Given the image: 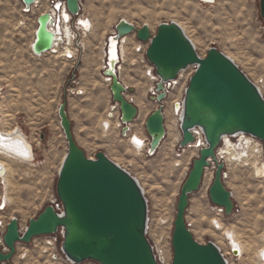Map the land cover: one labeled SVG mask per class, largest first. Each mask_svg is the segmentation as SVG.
Masks as SVG:
<instances>
[{
  "label": "rangeland",
  "instance_id": "rangeland-1",
  "mask_svg": "<svg viewBox=\"0 0 264 264\" xmlns=\"http://www.w3.org/2000/svg\"><path fill=\"white\" fill-rule=\"evenodd\" d=\"M22 7L21 0H0V126L5 132L22 130L32 143L36 158L26 163L0 155L11 169L9 184L0 180V205L3 207L0 214L8 222L17 216L21 227L25 228L30 218L58 199L56 181L67 152L58 107L65 97L75 137L86 154L95 157L99 150L107 151L114 161L136 176L149 199L153 232L156 234L158 226L171 227V222L173 230L180 189L198 151L178 150L180 130L176 122L177 128L168 132L153 156H148L144 150H135L129 138L122 137L116 129L115 120L110 130L103 128L112 101L101 71L104 41L121 18L137 27L147 23L152 32H156L162 22L176 21L201 56H205L210 47H217L239 65L264 95V20L259 0H217L212 4L197 0H82L81 14L91 21L93 30L83 38V48L70 61L49 53L33 54L30 43L38 25L37 17L46 6L29 13H24ZM135 40V35L125 38L120 70L123 80L128 82L126 86L134 89L127 95L139 91L145 96L144 106L138 104L142 113L134 122V130L141 124L145 129V119L157 105L149 98L155 81L154 77L151 80L148 77L149 73L153 74L146 57L138 52L139 43ZM190 71L192 69L187 72ZM77 91L82 94L78 95ZM180 92V87L175 88L167 99L170 112L169 116L166 114L165 124L167 119L171 124L172 119L175 121L171 107ZM262 146L260 156H251L248 147L242 144L239 153L235 150L236 162L228 163L225 169V183L233 191L236 202L231 215L219 212L210 200L212 168L206 169V180L190 196L186 217L198 241H213L228 252L229 242L221 235L222 231L215 229L220 222L226 229L235 230L245 244L247 251L238 257L230 255L229 264H262L257 256L264 245V178L258 173L264 166ZM161 221L170 224L163 225ZM149 236L154 241L153 233ZM51 239V235H42L30 244L18 242L14 264H49L50 252L56 250L47 245ZM58 240L57 246H60L61 238ZM0 246H4L3 241ZM58 264L64 263L59 261Z\"/></svg>",
  "mask_w": 264,
  "mask_h": 264
},
{
  "label": "water",
  "instance_id": "water-1",
  "mask_svg": "<svg viewBox=\"0 0 264 264\" xmlns=\"http://www.w3.org/2000/svg\"><path fill=\"white\" fill-rule=\"evenodd\" d=\"M34 1L21 0L25 12L31 11ZM64 1L74 17L81 13L82 0ZM259 5L264 20V0H259ZM50 20L51 15L47 12L37 17L32 44L35 54L48 51L53 44L54 33L47 26ZM129 35L147 43L146 59L159 77L155 83L158 94L149 96L158 106L148 114L144 123L149 137L148 156L157 152L168 133L164 82L175 79L191 65L195 66L184 91L177 148L182 149L195 140L191 130L194 127L201 128L207 145L200 148L193 159L180 189L171 236V264H228L213 241L202 243L194 237L187 222V210L191 194L200 189L206 169L212 167L213 162L210 200L222 207L227 216L234 212V193L224 181L225 163L217 158L216 149L224 135L240 133L251 135L264 145V95L239 65L217 47H210L207 54L201 56L178 22H162L156 32H152L147 23L137 27L121 18L108 36V68L103 73L112 77L109 90L112 101L119 105L120 119L124 124L122 135L127 134L129 125L139 116V107L126 97L127 91L133 92L134 89L123 84L116 69L120 62L119 41ZM58 116L67 141V152L56 181L61 210L52 203L48 204L36 217L29 219L25 228H21L19 218L13 216L1 238L7 250L0 246V264H14L18 242L30 244L36 237L58 231L62 253L75 264L85 261L160 264L147 235L149 201L139 180L104 150H99L95 157L86 154L75 137L65 97L58 107ZM233 254L239 255L238 249L234 248Z\"/></svg>",
  "mask_w": 264,
  "mask_h": 264
},
{
  "label": "built area",
  "instance_id": "built-area-1",
  "mask_svg": "<svg viewBox=\"0 0 264 264\" xmlns=\"http://www.w3.org/2000/svg\"><path fill=\"white\" fill-rule=\"evenodd\" d=\"M42 5L43 6L45 5L46 8H43V11H41L40 14L47 12L51 15V20L48 22L47 26H48V29L54 33V40H53V44H52L51 48L48 51H45L41 54H35L33 52V54H35L37 56H42L43 54L49 53L51 55H54L56 57H60V58L67 60V61L74 60L77 57L78 52L83 48L81 41L90 32V29L86 28L83 25L82 17H84V16L80 13L78 16L74 17L68 11L67 6H66V1H64V0H35L33 2V4L31 5V11L30 12H35V11L39 10L42 7ZM22 11L24 13H27L24 11V7H22ZM65 14L69 15L68 19H66ZM125 38H127V37H123L119 41V55H120L121 61L116 66V69L118 71L121 70V66H122L121 62L124 61V58H122L123 53L121 50V46L123 45V43H124L123 41ZM135 41L139 43V45L136 47L138 52H142L144 55V58H145L146 57L145 56V50H146L145 47L147 46V44L144 42H141L137 39ZM107 46H108V39L107 40L105 39L104 48H103V51H104L103 66H102V70H101L102 72H104V70H106L108 68L107 61H106L107 60ZM147 63H148V61H147ZM148 67H149V69H151V72L154 76L153 81H155V83H156L159 80V77L155 75L154 68L149 63H148ZM189 69H192V71L187 72ZM193 71H195V66L191 65L186 70L181 71L175 79H171L169 82H164V88L167 92V98H165V108L167 107L166 102H167V99H168L171 91L174 90L175 88H178V87L181 88V92H180L181 94L179 95V98H177L174 101V103L171 107L172 116H174L175 122L178 125L181 121L182 112H183L184 91L188 85L190 76L193 74ZM103 79H104V82L107 83L108 85H110L112 82V77L107 76L104 73H103ZM126 87H129V86H126ZM77 94L78 95L82 94V91L80 94L77 91ZM157 94H158V92L156 91V86L154 84V86L150 89L149 96L150 95H157ZM126 97L128 98V100H130L134 103V100L132 98H129L127 96V93H126ZM153 102H156V101H153ZM156 104L157 105L155 106V108L158 106L157 102H156ZM176 104H179L178 108L176 107ZM164 113H165V117H166L165 109H164ZM107 118L108 119L110 118L111 120H115L114 123L116 124V129H118L120 134H121V130L124 127V124L121 122V119H120L119 105L117 102L111 101V103L109 104V112L107 113ZM117 120H118V122H117ZM132 124L129 125L130 128H129L126 135L121 134L122 137H128V135H130L132 133V128H131ZM106 129H108V127H106ZM191 130L195 136V140L193 142L188 143L186 147H184L182 149H178L179 151H184L186 149H194L196 151H199L200 148L207 145L206 140L204 138V134H203L200 127H194ZM144 131H145V129H144ZM167 131H168V129H167ZM145 134H147L146 131H145ZM167 135H168V133H167ZM134 137H135V135H133L132 139H134ZM242 137H244V139H242ZM245 138H250L251 140L256 141L260 145V147H263L262 146L263 143H261V141L259 139L255 138L251 135H248V134L240 133V134H237L235 136L224 135L222 137L220 146L216 149V156L220 161H223L225 163V169H226L228 163L236 162L238 157L237 158L232 157L231 161H227V158H229V157L227 156V158H226V154L224 153V151L226 152V149L230 146L232 148L235 147L237 153H239V151H241V149H242V144L244 143ZM146 141H147V147H145V145H144V146H141L140 148H142L141 150H144L147 153L148 145H149V137H146ZM130 143L133 146V143H134L133 140H132V142L130 141ZM212 164L213 165L210 168L214 169L215 168L214 163L212 162ZM225 169L223 171L224 181H225V177L227 176ZM148 201H149V199H148ZM52 204L56 207L57 210H61V203H60L59 199H56L55 201H53ZM216 207L218 208L219 212H222V213L224 212V209L222 207H219V206H216ZM2 208L3 207L0 205V210H2ZM160 220H161V218H159V221ZM7 223H8V221L5 219V217H3L0 214V235H1L0 236V242L2 241L1 238H2L3 233L6 230ZM159 223H161L163 225L170 224V222L167 223L165 221H161ZM157 225H158V223H157ZM153 226L154 225H153V221H152V217H151V207L149 204V218H148V224H147V235H148V237H149V239L153 245V249H154V253L156 255L157 261L160 264H171L172 259H173V248H172V243H171L172 222L170 224L171 227L164 226V228H161V226H158L156 234L153 232ZM152 233L154 235V237H153L154 241L149 236V235H152ZM158 236L160 238L159 242L156 239ZM59 237L61 238V234L58 231L57 233L51 235V238H53V239L47 241V243H48L47 245L51 246L53 244V247L55 246L54 248L52 247L51 249H56L55 252H53V250L50 252L51 261L49 264H58L59 261H63L64 264H75L73 261L69 260L62 253L60 246H57V242L59 241L58 240ZM34 239H33V241H34ZM3 248H5V250H7L5 246H3ZM233 249L234 248H232L230 251V249L228 248V252H226L225 250H222V248H220V251L223 254V256L227 262H228V260L230 261V259H228V257L230 255L234 256ZM85 262H87V261H85ZM85 262H83V263H85ZM89 263L90 264H99L95 261H89Z\"/></svg>",
  "mask_w": 264,
  "mask_h": 264
},
{
  "label": "bare ground",
  "instance_id": "bare-ground-1",
  "mask_svg": "<svg viewBox=\"0 0 264 264\" xmlns=\"http://www.w3.org/2000/svg\"><path fill=\"white\" fill-rule=\"evenodd\" d=\"M197 1H199V2H201V3H204V4H212V3H215L217 0H214V1H211V2H203V1H201V0H197ZM65 17H66V19H68L69 18V15L68 14H65ZM82 21H83V25L86 27V28H89L90 29V31L91 30H93V25H92V23H91V21L89 20V19H87V18H85V17H82ZM92 28V29H91ZM183 28V27H182ZM35 32H36V30H35ZM35 32H34V34H35ZM34 38H35V35H34ZM107 39H108V37H107ZM33 41H34V39H33ZM124 41H125V39H124ZM123 41V42H124ZM32 44H33V42L30 44V46H31V49H32ZM122 47V46H121ZM33 52V51H32ZM146 52V51H145ZM37 56V55H36ZM120 56V55H119ZM120 58V57H119ZM121 61V60H120ZM117 72H118V74L121 76V74H120V71H118L117 70ZM148 74V73H147ZM148 76V75H147ZM154 76L153 75H151L150 73H149V77L148 78H150V80L153 78ZM121 78V80H122V82H123V84L124 85H128V82H125L124 80H123V77L121 76L120 77ZM127 80V79H126ZM110 86V85H109ZM130 88V87H129ZM260 88V87H259ZM260 90H261V88H260ZM129 98H132L135 102V104L138 106V104L139 105H143V104H145L144 103V98H143V96H144V93H141V92H136L135 94H133V95H131V96H129V95H127ZM145 97V96H144ZM170 105V104H169ZM169 105H167V108H165L166 109V114H167V116H169ZM144 106V105H143ZM139 107V106H138ZM142 111V110H141ZM140 113H142V112H140V110H139V115H140ZM139 117V116H138ZM168 118V117H167ZM112 120L109 118H107L103 123H102V125H103V128H105V130H106V127H108V129L110 130L111 129V125H112ZM139 122V121H138ZM172 124L168 121V119H167V121H166V126L168 127V131H169V133H170V131H171V129H175V125H174V123H175V121L172 119ZM135 124L136 123H134L133 122V128H134V126H135ZM1 125V124H0ZM132 128V127H131ZM177 128V127H176ZM107 129V130H108ZM144 129H142V124L140 125V127L137 129H135L134 131L135 132H133L132 134H130V135H128V138H129V141H131L132 142V140H133V147H134V149L135 150H139V151H142L141 149L142 148H140L141 146H144L145 145V147H147V141H146V139H145V137H144V131H143ZM133 135H135V137H134V139H132V137H133ZM169 137H170V135H169ZM172 137H174V136H172ZM242 139H244V137H242ZM168 140V139H167ZM177 140V139H176ZM178 140H179V137H178ZM170 141V140H169ZM175 141V140H174ZM166 142V141H165ZM255 143L253 144V140H251L250 138H245V140H244V145L246 146V148L248 149V152H250V154H251V156L252 155H261V153H262V149L260 148V147H258V146H256L255 144H257V145H259L256 141H254ZM171 145V144H170ZM173 145V144H172ZM175 145V144H174ZM132 146V145H131ZM260 146V145H259ZM232 147H228L227 149H226V152L224 151V153L226 154V158H227V156L229 157V159L231 160V158L232 157H234V158H237V156L235 155V150H236V148L234 147V148H232ZM170 151V150H169ZM245 151V150H244ZM167 152V151H166ZM167 154V153H166ZM173 154V153H172ZM0 155L1 156H3L4 158L6 157V158H8V159H11V160H13V161H19V162H32V161H34L35 160V158H36V155H35V150H34V147H33V145H32V143L30 142V140L28 139V137L26 136V134H24L23 132H22V130H19V129H17V130H15V131H9V132H5L2 128H1V126H0ZM65 156V155H64ZM64 158V157H63ZM254 158V157H253ZM228 159V158H227ZM63 160V159H62ZM184 160V159H183ZM228 161V160H227ZM182 162V161H181ZM62 163V162H61ZM264 165V164H263ZM258 168H259V166H257ZM124 168V167H123ZM127 170V169H126ZM10 171H11V169H10V165H9V163L7 162V161H4V160H1L0 159V177H1V181H3V182H5L4 184H9V181H8V175H9V173H10ZM130 172V171H129ZM131 173V172H130ZM258 173H260L261 174V176H262V178H264V166H262V167H260L259 169H258ZM132 174V173H131ZM206 177H204V181L206 180L205 179ZM139 180V179H138ZM140 182V181H139ZM141 183V182H140ZM145 191V190H144ZM5 199H6V196L4 197ZM215 229H217V230H219V232H221L222 231V234L221 235H223L224 237H225V239L229 242V244H230V249H232V248H236V249H238V251H239V255H237V256H235V257H238V256H242L243 254H244V252L245 251H247L246 250V246H245V244L239 239V237H238V235H237V233H236V231L235 230H232V229H226L225 227H223L222 226V224L220 223V222H218L216 225H215ZM222 236V237H223ZM158 238H159V236H158ZM262 238H263V242H264V236H262ZM215 243V242H214ZM216 244V243H215ZM217 245V244H216ZM218 246V245H217ZM48 247L49 248H52L53 247V244L51 245V246H49L48 245ZM219 247V246H218ZM263 248L261 249L260 248V250H259V252H258V260H260V261H262V264H263V262H264V245L262 246ZM48 249V248H47ZM219 249H220V247H219ZM49 250H51V249H49ZM26 255V254H25ZM24 255V256H25ZM27 256V255H26ZM25 256V257H26ZM23 257V256H22ZM229 263V262H228Z\"/></svg>",
  "mask_w": 264,
  "mask_h": 264
},
{
  "label": "crops",
  "instance_id": "crops-1",
  "mask_svg": "<svg viewBox=\"0 0 264 264\" xmlns=\"http://www.w3.org/2000/svg\"><path fill=\"white\" fill-rule=\"evenodd\" d=\"M33 39H34V37H33ZM32 42H33V40H32ZM32 42H31V43H32ZM31 43H30V44H31ZM68 112H69V111H68ZM69 115H70V114H69ZM70 118H71V116H70ZM71 120H72V118H71ZM72 122H73V120H72ZM131 127H132V133L135 132V131H134V128H133V125H132ZM132 133H131V134H132ZM144 137H145V138L148 137L147 134H145V132H144ZM106 152H107V151H106ZM107 154H109V153L107 152Z\"/></svg>",
  "mask_w": 264,
  "mask_h": 264
}]
</instances>
